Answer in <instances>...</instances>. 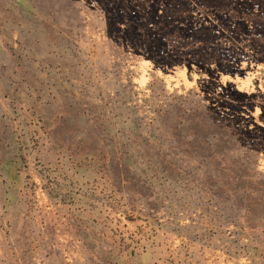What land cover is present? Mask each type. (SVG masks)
Instances as JSON below:
<instances>
[{"label":"rangeland","instance_id":"rangeland-1","mask_svg":"<svg viewBox=\"0 0 264 264\" xmlns=\"http://www.w3.org/2000/svg\"><path fill=\"white\" fill-rule=\"evenodd\" d=\"M0 264H264V0H0Z\"/></svg>","mask_w":264,"mask_h":264}]
</instances>
